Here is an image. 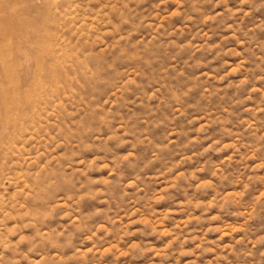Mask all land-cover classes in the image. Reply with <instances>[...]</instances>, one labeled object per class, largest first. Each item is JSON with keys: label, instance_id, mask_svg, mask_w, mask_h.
Here are the masks:
<instances>
[{"label": "rangeland", "instance_id": "374dc122", "mask_svg": "<svg viewBox=\"0 0 264 264\" xmlns=\"http://www.w3.org/2000/svg\"><path fill=\"white\" fill-rule=\"evenodd\" d=\"M0 264H264V0H0Z\"/></svg>", "mask_w": 264, "mask_h": 264}]
</instances>
